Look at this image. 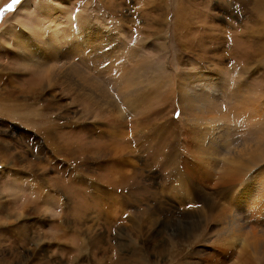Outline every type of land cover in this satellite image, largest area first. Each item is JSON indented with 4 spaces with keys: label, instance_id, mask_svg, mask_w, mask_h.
Wrapping results in <instances>:
<instances>
[{
    "label": "rangeland",
    "instance_id": "obj_1",
    "mask_svg": "<svg viewBox=\"0 0 264 264\" xmlns=\"http://www.w3.org/2000/svg\"><path fill=\"white\" fill-rule=\"evenodd\" d=\"M10 4L12 0H0V104L19 97L15 90L22 84L45 79L48 70L21 61L12 36L32 43L31 28L47 37L61 20L64 27L86 23L90 36L105 37L113 30L123 52H131L120 58L117 50L113 60L127 65L125 74L132 73L131 67L142 74L129 88L138 90L140 84L143 90L147 76L155 77L158 87L162 77L170 87L177 70L215 67L223 76L241 78L242 95L264 113V0H19L4 11ZM175 24L182 29L178 35H173ZM61 32L59 52L71 49V56L57 66L77 64L112 90V76L103 72L115 69L92 71L72 53L71 41L81 38ZM173 38L187 40L188 47L193 41L192 49L177 48L179 66H171L173 54L166 44ZM253 53L251 61L248 54ZM249 63L252 76L244 74ZM58 88L44 95L54 119L51 141L0 109V264H233L237 253L224 242L264 241V225L250 221L256 215L264 219V198L259 199L262 209L244 213L240 232L223 228L229 209L244 206L252 193L239 196L240 182H222L219 169L203 168L190 158L192 144L179 121L176 97L159 120L137 127L132 123L139 116L127 117L116 131L100 113L89 109L82 114L83 106L70 104ZM228 120L240 132L231 136L237 145L225 152L253 138L239 119ZM262 141L253 149L261 154L264 178V133ZM118 160L129 165L116 167Z\"/></svg>",
    "mask_w": 264,
    "mask_h": 264
},
{
    "label": "bare ground",
    "instance_id": "obj_2",
    "mask_svg": "<svg viewBox=\"0 0 264 264\" xmlns=\"http://www.w3.org/2000/svg\"><path fill=\"white\" fill-rule=\"evenodd\" d=\"M55 13L57 15L59 11H56ZM51 19H53V17ZM79 21L80 20H78V22ZM65 23V21L62 22L61 20L54 23L56 30H51L49 32L50 35L47 37H45L42 31L39 30L40 32H37L36 28H31L32 33L30 36L32 43H28L24 37L12 36V43H14L21 61L34 66L46 67L48 70L46 71L45 79L28 81L22 84L23 88H17L15 92L19 96L16 97L18 99L13 98L11 100H2L0 109L9 111L12 116L18 118V120L25 125L32 128L36 127L37 129L35 130H39L38 133H41L43 136L45 135V139L49 138L48 140H50L52 139L49 137L50 133L52 129L55 128L53 127L54 119L50 112L52 108L50 107V102L45 99L44 95L46 92L53 91V88L56 85L59 87L58 89L62 94L70 97V104L83 106L84 109L82 110L83 113L81 112L82 114H87L86 112L84 113V111L89 109L93 112L100 113L101 117L106 119V125L115 127L116 131L124 127L127 117L133 118L135 115L139 116L132 123V126L137 127L142 126L143 123H151L150 121L154 118H158L159 120L161 117L160 115L166 113L168 109L167 107L171 106L169 104L171 101L170 98L174 99L176 97L175 102L178 106L180 115L179 121L183 122L184 129L188 133L189 140L192 144V150L188 153L190 158L203 168L212 171L219 169L221 171L220 178L222 182H240L241 187H243H239L241 189H238L237 192H235L239 196H249L250 193H252L244 206H237L235 209H229V221L223 225V228L226 230L240 232V228L244 225L240 224L244 213H248V211H252L253 213L258 209H262L259 206L260 201L262 200L259 199L264 198V178H262V173L259 171L261 154L259 151L257 152L253 149L255 147L258 148L263 144L262 136L264 130H261L260 127H264V113H262V111L260 112L259 109L256 110L254 107H251L248 99L242 95V92L245 90L240 83L242 79L240 78V80L237 81L234 78L225 75L223 76L220 71L214 69L215 67L210 70V68H205L203 66H192L193 70L189 73H185L184 70H177L176 76L173 78L170 87L162 77L159 83L160 87H158L154 80L155 77L150 79L151 76H147L148 86L143 90H139V84L138 90H135L134 88L129 87L133 85V80L134 84H136L138 79L142 78V74L136 73L135 71L137 69L135 67H131V69L128 68L132 73L125 74L127 65L125 66L119 58L117 61L113 60L114 54L115 56L117 55L115 53L117 50L122 52V54H118L120 58L131 54L130 49L127 53L123 52V49L121 48L122 45L116 41V33L113 30H111V32L105 37L99 36V33L90 36V34L87 35L88 29L86 28L88 26L86 23L83 22L82 25L79 23L80 25L77 27L75 26L76 24L71 27H64ZM175 25L176 28H174L173 35H178L177 32H182V29L178 24ZM71 28L74 30H70ZM64 29L67 30L66 35L69 37L76 39L81 38L80 41L75 39L71 41L72 53L76 56L80 55L92 71L100 69V67L104 69H115L114 73L107 70H104L103 72L105 73V76H112L111 87L114 91L112 94V90H110L111 92L108 90L110 85L108 88L103 84L98 85V77L97 79L95 78L96 80L88 77L86 71L84 72L81 66L82 69H79L80 67L77 64V66L68 65L66 69H64L63 66H57L61 64L60 61L62 59H67L68 56H71V49H68L65 52H59L58 49L64 45V42L59 36L62 35L61 30L63 31ZM95 29L99 32L101 31L100 28L96 27ZM40 33L42 34L39 35ZM9 34H11V30L9 31ZM174 40L176 39L173 38L172 43L166 42L167 46H169L170 54H173V63L171 66L180 64L178 59L180 55L176 54V50H178L177 48L186 47L188 44V42H185L187 40L178 43ZM124 41L122 40L123 43ZM192 42L189 43L190 47H186L187 50L192 49ZM138 46L140 45L138 44ZM186 48L184 49L186 50ZM241 56H243V54ZM244 57V59L247 58L246 56ZM248 57L250 59L253 58L251 59V61H253L255 54H248ZM114 59H116V57ZM134 59L135 58H133V60ZM118 62L120 66H118ZM110 64H112V66L108 67ZM251 64L252 63H249L248 65L246 64L247 66H250L244 69V74H248L249 76L253 75L250 73V70L253 68ZM155 70L157 71V69H153L151 72L154 74ZM165 87H167L166 91L156 99V93L158 91H163ZM151 88H153V90ZM69 97H67V99ZM224 101H231V104L222 103ZM220 104H222L221 107ZM222 107L223 110H220ZM137 109H142V112H137ZM258 112L262 115L258 116ZM254 114H257V116ZM228 118L239 119L240 124L249 128L253 138L249 137L243 140L240 143V146L238 144L239 149L236 148L232 151L225 152L228 148L237 145L234 144L231 136L240 132L236 124L230 125ZM256 120L257 122L255 123ZM224 145H227L226 149H224ZM122 147L121 152L128 149V144L127 146ZM170 158L168 157V159ZM126 164L129 165L127 160H121L116 163V167H124ZM9 173H11V176L15 175L13 170L9 171ZM113 174L115 175L114 177L117 176L116 170ZM117 178L122 179L121 177ZM109 179H112V177ZM177 180L181 182L180 178H177ZM250 221H254L262 226L264 225V219L261 215L252 216ZM230 243L232 250L237 253L233 264H264V241H226L223 244L227 247Z\"/></svg>",
    "mask_w": 264,
    "mask_h": 264
},
{
    "label": "snow or ice",
    "instance_id": "obj_3",
    "mask_svg": "<svg viewBox=\"0 0 264 264\" xmlns=\"http://www.w3.org/2000/svg\"><path fill=\"white\" fill-rule=\"evenodd\" d=\"M18 2H19V0H12V4L8 5V7L6 9H4V11H11L12 6Z\"/></svg>",
    "mask_w": 264,
    "mask_h": 264
}]
</instances>
